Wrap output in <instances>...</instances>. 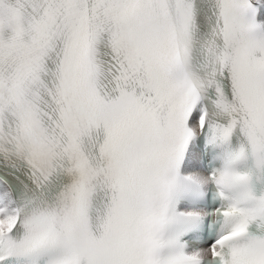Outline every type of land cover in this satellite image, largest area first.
<instances>
[{
  "label": "snow or ice",
  "instance_id": "1",
  "mask_svg": "<svg viewBox=\"0 0 264 264\" xmlns=\"http://www.w3.org/2000/svg\"><path fill=\"white\" fill-rule=\"evenodd\" d=\"M0 264H264V0H0Z\"/></svg>",
  "mask_w": 264,
  "mask_h": 264
}]
</instances>
